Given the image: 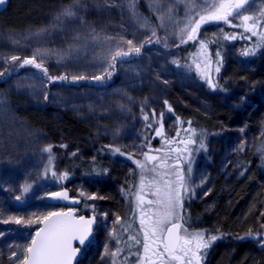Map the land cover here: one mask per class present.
<instances>
[{"label": "rangeland", "instance_id": "374dc122", "mask_svg": "<svg viewBox=\"0 0 264 264\" xmlns=\"http://www.w3.org/2000/svg\"><path fill=\"white\" fill-rule=\"evenodd\" d=\"M210 2L220 3L221 0ZM133 6L136 15L131 10ZM65 8H72L76 15L72 18L61 16L57 20ZM169 8H172L171 19ZM252 8L258 13L264 8V3L256 0ZM184 23V5L176 0H54L37 26L29 24L12 30L0 23V72L4 73L0 75V216L5 220L12 217L22 221L20 224L14 219L8 223L0 222V264H17L10 253L16 251L20 257L26 254L23 248L27 246L29 230L37 224L39 226L46 212L64 210L44 202L46 196L63 188L72 197L83 200V210L96 219L93 239L88 247L82 249L78 264H113L112 256L105 254L106 246L109 253L119 247L118 264H141L139 259L133 258L132 248L136 247L140 257L143 239L137 245L135 240L129 239L131 233L124 235L121 230L122 200L130 201L125 209L129 210L133 205L138 208L136 192L139 178L130 165L111 157L115 147L137 158H144L143 153L150 149L153 155L163 156L167 152L171 162H175L177 155H182L192 168L189 191L181 201L183 208L180 214L184 217V226L191 232L205 233L206 238L209 235L218 237L202 250L201 260L210 248L224 240L215 208L219 193L229 192L227 184L240 175L239 164L232 156L238 149L259 143L262 138L264 44L260 43V37L244 33L242 27H232L222 21L207 23L198 35L202 33L204 40L215 43V46L216 41L232 32L229 28L237 30L238 33L234 34L250 38L241 39L237 35L236 39L222 40L213 56L201 51L199 44H191L195 48L190 56L193 72L186 71L172 63L178 59L176 34ZM221 23L223 27L219 26ZM234 23L241 22L236 19ZM153 29L160 43L155 42L157 37L152 36ZM127 40H132L137 46L142 45L140 54L132 53L118 59L115 67H110L111 54L118 47L127 50ZM243 41L253 44L242 47L238 43ZM187 44L180 46L183 49ZM38 50L48 53L43 57L47 76L32 65L19 67L24 58L31 57ZM245 52L249 54L245 55ZM258 52H261V58L256 59L254 56ZM14 55L21 59L11 61ZM40 59L37 57V62ZM197 64L200 65L199 70ZM61 76L67 79H48ZM80 76L83 79H74ZM209 77L214 85L221 81L232 89L215 91L209 86ZM239 81L254 89V99L247 100L235 88ZM174 94L178 95L177 99L171 98ZM29 103L57 120L73 117L86 126L88 133L72 142V138L70 141L57 136L59 133L54 128L53 136L50 133L45 137L43 133L26 127L15 114ZM169 107L172 111L168 110ZM179 107L184 112L195 109V123L177 118L175 110ZM216 107L238 116L237 119L226 127H219L210 119ZM145 116L148 120L144 119ZM161 123L164 136L156 134ZM194 124L203 126L205 147L200 148L197 143L188 145L193 149L188 152L170 151L185 147L179 141L187 139L190 133L185 130ZM150 131L154 133L150 135L153 142L148 144L146 133ZM165 137L174 142L165 145ZM49 145L67 147L88 161L93 160V148L103 146L111 153L105 158L106 166H102L108 174L101 177L66 175L64 179L59 175L51 184L45 183L40 180L46 167L43 148ZM157 149L162 151L157 153ZM188 162L181 163L185 175ZM145 175L147 182L150 174ZM217 179H220V186L213 194ZM25 186H28L27 191ZM145 192V198L155 199L147 188ZM17 196L21 199L18 200ZM90 196L96 198L91 199ZM193 205L201 206L199 216L192 213ZM148 207L144 205V208ZM251 211L243 214L233 234L237 241H251L259 248L264 242V208L258 216H255L256 209ZM117 217L120 218L119 223L116 222ZM137 217L140 220L139 215ZM132 237L138 239L137 235Z\"/></svg>", "mask_w": 264, "mask_h": 264}, {"label": "snow or ice", "instance_id": "6c2138e0", "mask_svg": "<svg viewBox=\"0 0 264 264\" xmlns=\"http://www.w3.org/2000/svg\"><path fill=\"white\" fill-rule=\"evenodd\" d=\"M5 0H0V4H3ZM178 4L184 5L185 23L177 33V39L179 44H187L189 41H196L199 43L201 51H205L211 41H205L200 39L198 33L203 25L211 22H223L229 24L232 27H242L244 33H250L251 36L260 37V43L264 44V8L258 13L254 12L252 5L256 3V0H221L220 3L210 2V0H176ZM264 3V0H261ZM152 7V4L149 5ZM133 15H136L134 6L131 8ZM169 19H171L172 8H169ZM76 15L75 10L72 8H65L57 20L63 17L72 18ZM163 21L164 17H160ZM236 19L240 20V24L234 23ZM163 26V23L162 25ZM237 35L241 39L250 38L244 34L225 35L224 39H236ZM152 36L157 37L156 31L152 30ZM97 37H93L96 39ZM79 39V37H77ZM108 39H112L109 37ZM165 38V47H167ZM156 43H160V38L157 37ZM125 43L128 45V49L117 48L114 53L111 54L110 67L114 68L118 59L128 57L132 53L140 54L141 47L133 43L132 40H127ZM47 52L37 51L34 52L31 57L24 58L19 64V67L25 65H32L34 68L42 71L45 76L48 75V70L44 67L43 57L47 55ZM249 54L248 52L244 53ZM219 55V53H217ZM37 57H40V62H37ZM11 61H18L21 58L19 56H12ZM172 63L179 66L178 61L173 60ZM199 70L200 65H196ZM219 67L216 71L219 72ZM0 72V75H3ZM49 80L53 79H67V77H48ZM74 79H83L82 76L74 77ZM101 79V77H96ZM208 83L210 87H216L213 84L212 79L209 77ZM47 99V96H45ZM2 103V102H0ZM172 111L171 107L168 109ZM155 116V114H153ZM163 114H161L162 118ZM148 120V116L144 117ZM191 122H189V125ZM185 131L190 135L187 139H181L179 142L183 143L185 147L183 149H170L174 152H188L193 149H189L188 145H195L199 143L200 148H204L203 139H196V130L189 128ZM158 136H164L163 124L161 123L160 129L157 130ZM180 136L179 131L177 137ZM174 141L165 137L164 144L171 145ZM198 150V149H195ZM264 151V148L261 149ZM114 152H118L121 155L124 153L119 147L113 148ZM162 149H157L156 152H161ZM43 152L48 153V166L45 168V172L51 170L53 162L52 147L46 146L43 148ZM149 152L143 153V160L134 159L133 162L141 170V179L139 189L136 192L137 207L141 211L140 217V232L143 233V256L139 257L141 264H200L202 250L207 249L211 242L218 239L215 235H209L206 238V234L202 232H191L184 226V217L180 214L183 205L181 203L184 194L189 191L188 181L191 180V164L185 161L182 155L175 157V162H171V157L166 152L165 155H153ZM128 159H133L131 155ZM188 162L187 175L181 170V163ZM150 174L146 182V175ZM53 175H56L53 172ZM60 179L66 178L60 176ZM148 189V193L155 199H145V189ZM25 191L28 190V186H25ZM83 194V193H82ZM53 199H67V193H51ZM89 198L95 199V196ZM17 199H21L17 196ZM79 203V201H76ZM149 207L145 210L144 205ZM155 206V207H153ZM14 219V222L20 224L22 221L20 218H12L5 220L0 216V222L8 223ZM120 218L117 217V223ZM44 227L36 232V235L31 239V243L23 248V252L26 253L22 257L18 256L16 251L10 253L11 258L17 260V264H73L77 253L80 251L79 247L73 246V241H78L79 245H84L86 240L89 239L92 233V225L95 222V217L85 218L80 216L78 219L73 218L72 212H52L47 216H44L41 220ZM2 235V233H0ZM129 239L135 240L137 244L140 241L136 237L130 236ZM120 241L117 240V245ZM264 246V245H262ZM105 254H110L113 258V264H118L116 257L120 254L119 247L115 251L108 252L107 246Z\"/></svg>", "mask_w": 264, "mask_h": 264}, {"label": "trees", "instance_id": "16d2710c", "mask_svg": "<svg viewBox=\"0 0 264 264\" xmlns=\"http://www.w3.org/2000/svg\"><path fill=\"white\" fill-rule=\"evenodd\" d=\"M53 1L54 0H10L8 8L0 15V23L5 25L7 29L12 30L20 29L28 26L29 24L37 26L43 20V16H45L48 10L52 7ZM219 26L223 27V24L221 23ZM230 30H232V32L229 35L238 33L234 28H229V31ZM198 36L200 39L204 40L202 33ZM222 40L226 41V39L220 38L216 41V46L213 45L215 43H209L205 52L208 55L213 56L212 54L216 52V49H218L217 44ZM235 43H237V41H235ZM191 44L198 45L199 43L194 41L187 44L186 48L182 49L181 46H179L176 47L175 50L178 57L177 61L179 63V69L181 68L186 71L188 70L193 72L190 56L194 53L195 48L193 47L194 45L191 47ZM238 44L245 47L246 44L251 46L253 43L243 41V43L239 42ZM260 55L261 52H258L254 57L258 59ZM220 56L222 57V55ZM209 58H211V62H215L216 64V61L212 57ZM215 84H217L216 88L214 87L215 91L223 92L229 88V90L232 89L229 85H223L221 81H218ZM235 88L238 89L247 100L254 99V89L246 83L239 81L235 84ZM176 95L174 94L171 98L176 97L177 99L178 95ZM194 113L195 109H189L188 112H184V109L179 107L175 110V116L177 118L181 117L184 120H190L195 123L194 120L196 115ZM15 114L19 120L26 125V127L43 133L45 137L50 135V133L51 136H53L52 130L54 128H57L56 131L59 133H56L57 136L69 139L70 141L72 138V142L88 133L86 126L77 122L73 117L65 116L62 117L61 120H57L48 114H44V112L38 110L37 108H34L30 103L26 108H21V110ZM237 117L235 115H231V113L226 110L216 107L214 108L213 115L210 119H212V122L219 124V127L223 128L226 127L230 121L236 120ZM190 127H194V129L199 132L196 135V139H202L203 126L200 127V125L197 126V124H194L189 126V128ZM261 128L262 138L259 143L252 144L248 148L244 147L243 149H238L232 156V159L239 164L240 175L237 179L230 180L227 184L230 191L227 193H219L218 199L216 200L215 217L217 222H219L221 232L225 235V237L224 240L220 241L216 246L214 253L209 259V264H264V249L260 250L259 248H256L251 241H237L235 238L236 236L233 234L234 229L238 221H240L243 217V214L245 215L252 209H256L257 212L255 213V216H258L264 208V151L261 150L264 148V122ZM152 134H154L153 131L146 133V136L148 137V144L149 142H153L150 137ZM93 151V160L88 161L87 159H81L79 153L69 150L67 147L59 148L53 145V162L50 166L51 170L45 172L46 167H44V172H42L40 180L51 184L59 175L63 176L65 174L72 176L88 175L97 177L107 175L108 173L104 171L102 166H106L105 158L111 155L110 151L103 146H99L98 149L97 146H95ZM128 156L129 155L126 153L121 155L120 153L114 152L111 157L130 165L135 173V176L138 177L140 181L141 170L136 166L133 160H141L144 158L133 157V159H128ZM44 160L45 165L48 166V153H45ZM53 172H55L56 175H53ZM219 186L220 179H217L213 194L218 191ZM26 196H24V198ZM112 200H115V198ZM200 208L201 206L193 205L192 213L199 216ZM49 213L50 212H46L41 219ZM81 214L86 215V213L82 211ZM36 227H38V224ZM36 227L29 230L31 233L27 236V245L30 244L31 238L37 229Z\"/></svg>", "mask_w": 264, "mask_h": 264}, {"label": "flooded vegetation", "instance_id": "af4514ba", "mask_svg": "<svg viewBox=\"0 0 264 264\" xmlns=\"http://www.w3.org/2000/svg\"><path fill=\"white\" fill-rule=\"evenodd\" d=\"M132 171H133V169H132ZM133 173H134V171H133ZM134 179L136 180L135 177H134ZM137 182L140 183V181H137ZM145 199L147 200V198H145ZM122 203H123V209H122L123 213H122V217H121L122 218V221H121V225H122V229L121 230H122V233L124 235H125V233H131V236L132 235H134V236L137 235L138 240L140 241V239H143V233L140 232V220L138 219L137 215H139V218H140L141 217V211L138 208L135 209L134 208V205L129 210L125 209V206L128 203H130L129 199H123L122 200ZM84 206H85L84 205V201L81 200V207H80V210L79 211H82V212L86 213L85 216H88L91 213H89V212L87 213L86 210L84 211L83 210ZM144 209L146 210V208H144ZM95 229H96V226H95ZM95 229H94V231H95ZM94 231H93V234H94ZM92 239H93V235H92ZM218 244H219V242L217 244H215L212 248H210V250L208 251L206 257L203 260L200 261V264H209V259L212 256V254L214 253L215 248H216V246ZM88 245L86 247H88ZM85 248H83V249H85ZM140 249H141V256H143L144 255L143 248H140ZM132 250H133V258H135V260L137 261L139 259V254H138V252L136 250V247H133ZM80 256H81V254H80ZM123 264H127V263H123ZM172 264H177V262H172Z\"/></svg>", "mask_w": 264, "mask_h": 264}, {"label": "water", "instance_id": "95a60500", "mask_svg": "<svg viewBox=\"0 0 264 264\" xmlns=\"http://www.w3.org/2000/svg\"><path fill=\"white\" fill-rule=\"evenodd\" d=\"M9 3H10V0H5V2L3 4H0V15L3 14L6 11V9L9 6ZM57 192L67 193V197L68 198L67 199H53L51 197V195H48L45 198V203L47 205L63 207L64 210L60 211V212H64V213L72 212L74 219H78L80 216H83V215H79V213H80L79 212V208L81 206L80 199L72 198L71 195H70V192L67 189H65V188H63V189H61V190H59ZM76 201H79V203H76ZM84 217L87 219V218L94 217V216L92 214H90L89 216H84ZM95 226H96V222L93 223V225H92V229H93L92 233H91L89 239L86 240L84 245H79L78 241H73V246L80 248V251L77 253L76 258L73 261V264H77L78 263L79 258H80L81 249L84 248L85 246H87L89 244V242L91 241ZM43 227H44V224L40 222V225H39L38 229L36 230V232L39 231ZM36 232L34 233L33 237L36 235ZM262 245H264V243L260 244V249H264V246H262Z\"/></svg>", "mask_w": 264, "mask_h": 264}]
</instances>
